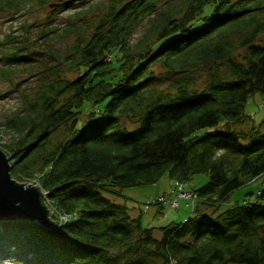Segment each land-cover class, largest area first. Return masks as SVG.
Instances as JSON below:
<instances>
[{
	"label": "trees",
	"instance_id": "1",
	"mask_svg": "<svg viewBox=\"0 0 264 264\" xmlns=\"http://www.w3.org/2000/svg\"><path fill=\"white\" fill-rule=\"evenodd\" d=\"M48 2L0 0V11ZM39 33L41 51L28 35L0 39L6 64L38 57L35 90L5 121V149L11 176L36 180L50 208L77 216L51 228L0 223L1 253L19 252L26 264H264V188L219 208L264 176V121L242 129L249 100L264 98V0H110L93 21L61 32L46 23ZM72 35L57 51L56 40ZM157 65L173 79L166 88ZM197 71L207 75L204 87ZM128 117L139 127L128 130ZM203 174L209 181L193 189L203 204L161 227L158 239L142 216L109 197ZM202 205L217 209L207 215Z\"/></svg>",
	"mask_w": 264,
	"mask_h": 264
},
{
	"label": "rangeland",
	"instance_id": "2",
	"mask_svg": "<svg viewBox=\"0 0 264 264\" xmlns=\"http://www.w3.org/2000/svg\"><path fill=\"white\" fill-rule=\"evenodd\" d=\"M67 1L70 3L66 9L60 11L56 9L57 7L55 6L60 7L61 4H64ZM109 3L110 0H49L48 3L43 4L29 3L17 14L9 9H3L0 11V39L5 38L8 34H10V32L15 33V35L19 38H27L28 35V37L32 40L30 48H33V51H41L43 49L42 47L45 45V41H43L44 39L40 37L39 30L42 26H45L46 23H49L50 26L57 27L59 32H61L64 28L69 26V23L82 25V22H85L86 20L90 22L99 18L109 6ZM84 11H88V13L85 14ZM149 21V18L143 21L141 28L135 32L136 34L133 42H136V40L140 38L142 33L150 25ZM24 25L25 27L27 26V29L29 30L28 33L24 32V28H22ZM75 37V35H72L64 41L56 40V50L62 51L65 49V46L71 44L72 41L75 40ZM1 49H3L2 46H0V59H4V51ZM244 54V51L240 52V56H243ZM37 58L36 52H34L31 54V57L20 58L17 64H6L5 62H2L3 60H0V70L7 69L9 71V75L7 77H0V150L7 155L11 166H13V158L8 155L9 153L6 151L5 146L11 143L12 135L6 130L4 124L6 119L12 115V112L20 109L22 94H30L35 90L37 79L35 72L36 65H38ZM154 69L158 75L161 74L164 78L163 81L158 82L159 87L166 88L170 85L169 83L173 81L172 77H169L165 70L160 68L158 65L155 66ZM195 75L198 77L199 86L204 87L207 77L205 72L197 71ZM68 76L74 78L75 75L74 73H70ZM87 106L88 107L83 110V115L80 119L82 121L86 119L87 113L90 111L89 105ZM245 112L251 120H249L247 124L242 127V129L247 130L254 125H261L264 121V98L258 95L251 98L246 106ZM122 124L127 127L128 130H134L140 125L137 119L131 117L123 118ZM54 139L55 141L61 139V134L59 137H54ZM12 179L21 184L40 186L36 180H33V183H29L24 179L18 180L14 178V176H12ZM208 181L209 177H207V175H196L190 183H186V189H198L199 187L204 186ZM176 186L177 182L174 181V179L171 180L168 179V177H164L155 185L123 189V191H121L122 196L114 198L117 196L111 194L112 196L109 197L113 198V200L115 199L117 203L126 205L129 208L132 217L138 218L142 216L143 225L147 228H154V235L158 239L161 237V227H165L173 221L183 222L192 216L194 208L185 201H180L179 207L175 210L168 204H164V207L153 205V201H155L159 196H163L165 194L170 196V194L176 190ZM263 188L264 176L259 178L255 183L244 186L233 192L232 195L229 196L228 201L219 207L220 211L227 209L236 202H242L243 200L250 199L253 197L251 195L258 193ZM45 198L47 199V196ZM46 199L45 203L48 206L49 203ZM209 206L211 205H202L199 209H202L207 215L213 214L214 210L217 208L215 206ZM52 210L57 209L53 207ZM6 244V242L3 243L2 247L5 248ZM1 252L2 251H0V264H26L24 260L21 259L19 252L15 253L14 251H11V253L7 255L2 254ZM30 257L31 255L29 258Z\"/></svg>",
	"mask_w": 264,
	"mask_h": 264
},
{
	"label": "water",
	"instance_id": "3",
	"mask_svg": "<svg viewBox=\"0 0 264 264\" xmlns=\"http://www.w3.org/2000/svg\"><path fill=\"white\" fill-rule=\"evenodd\" d=\"M11 167L9 158L0 150V222H35L54 227L42 188L12 179Z\"/></svg>",
	"mask_w": 264,
	"mask_h": 264
},
{
	"label": "built area",
	"instance_id": "4",
	"mask_svg": "<svg viewBox=\"0 0 264 264\" xmlns=\"http://www.w3.org/2000/svg\"><path fill=\"white\" fill-rule=\"evenodd\" d=\"M186 185V183H178L174 193L170 194V196L166 194L163 196H159L155 201H153V205L160 206L168 204L171 208H174L175 210L179 207L180 201H185L189 205L193 206V208H196L198 204L202 203V199L197 192L187 190ZM50 209L55 224L59 227L67 224L77 216L76 213L69 215L65 213H60L58 210H52V208Z\"/></svg>",
	"mask_w": 264,
	"mask_h": 264
},
{
	"label": "bare ground",
	"instance_id": "5",
	"mask_svg": "<svg viewBox=\"0 0 264 264\" xmlns=\"http://www.w3.org/2000/svg\"><path fill=\"white\" fill-rule=\"evenodd\" d=\"M178 184V183H177ZM174 193V192H173Z\"/></svg>",
	"mask_w": 264,
	"mask_h": 264
}]
</instances>
